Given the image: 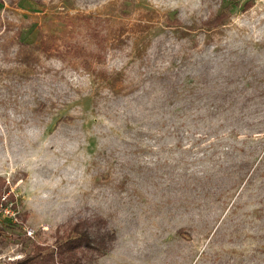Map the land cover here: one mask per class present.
Returning <instances> with one entry per match:
<instances>
[{
    "label": "rangeland",
    "instance_id": "rangeland-1",
    "mask_svg": "<svg viewBox=\"0 0 264 264\" xmlns=\"http://www.w3.org/2000/svg\"><path fill=\"white\" fill-rule=\"evenodd\" d=\"M249 70L264 71V0H0L2 192L37 234L10 251L0 238V255L98 215L116 239L86 264H264V177L229 191L217 133L159 130L168 73L222 86Z\"/></svg>",
    "mask_w": 264,
    "mask_h": 264
},
{
    "label": "trees",
    "instance_id": "trees-1",
    "mask_svg": "<svg viewBox=\"0 0 264 264\" xmlns=\"http://www.w3.org/2000/svg\"><path fill=\"white\" fill-rule=\"evenodd\" d=\"M229 13V7L220 10L204 22L205 27H219L228 19ZM175 21L176 19L174 23ZM42 45L49 48L46 41ZM208 75L209 73L190 76L189 82L173 81L172 73L164 77L166 98L163 104L173 107L170 108L173 116L167 117L164 114L159 130H172L177 134L185 131L203 135L202 137L217 133L210 146L213 149L226 146L225 150L236 153H232L234 158L229 164L232 170L226 175L233 179L230 191L243 181L264 177V154L256 157L260 149L264 150V130L254 132L255 127L264 124V118L257 116L264 111L261 108H264V71L249 70L227 74L223 77L226 84L222 86L209 85ZM224 129L227 132H219ZM243 130L249 133L240 142L237 138ZM200 140L201 138L195 143H201ZM240 154L244 157L240 158ZM213 178L208 176L207 180L211 181ZM4 184L3 177L0 176V195ZM25 215L23 213V217ZM3 233L0 229L1 239ZM55 236V243L49 246L34 241L30 244L31 252L13 264H86L87 258L108 253L116 239V233L109 230L106 220L98 215L70 219L57 228Z\"/></svg>",
    "mask_w": 264,
    "mask_h": 264
},
{
    "label": "built area",
    "instance_id": "built-area-1",
    "mask_svg": "<svg viewBox=\"0 0 264 264\" xmlns=\"http://www.w3.org/2000/svg\"><path fill=\"white\" fill-rule=\"evenodd\" d=\"M7 183L10 184L9 179H7ZM0 229L4 231L2 244H4L9 251L14 246L17 248L24 246L23 242H21V236L28 239H35L37 235L36 230L22 220L19 194L11 184L9 185V188L3 191L0 195ZM25 255L26 254L19 252L15 256L9 255L7 257L8 259L0 255V264L16 262L23 259Z\"/></svg>",
    "mask_w": 264,
    "mask_h": 264
}]
</instances>
